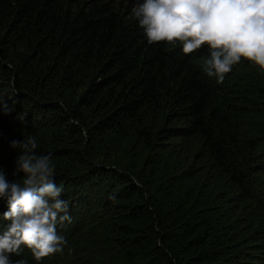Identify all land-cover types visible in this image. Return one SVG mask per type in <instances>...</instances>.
<instances>
[{"label":"trees","instance_id":"1","mask_svg":"<svg viewBox=\"0 0 264 264\" xmlns=\"http://www.w3.org/2000/svg\"><path fill=\"white\" fill-rule=\"evenodd\" d=\"M143 2L0 0V171L34 137L71 217L13 264H264V69L149 44Z\"/></svg>","mask_w":264,"mask_h":264},{"label":"clouds","instance_id":"2","mask_svg":"<svg viewBox=\"0 0 264 264\" xmlns=\"http://www.w3.org/2000/svg\"><path fill=\"white\" fill-rule=\"evenodd\" d=\"M134 15L149 44L179 41L185 55L208 45L204 71L219 82L242 58L264 69V0H144ZM11 147L21 150L16 173L25 176L22 185L9 183L0 171V198L9 208L3 219L10 221L0 233V264H13L10 255H20L22 245L41 261L63 251L65 240L57 225L71 222L68 205L59 199L63 189L55 183L51 155L33 152L36 139L13 140Z\"/></svg>","mask_w":264,"mask_h":264},{"label":"rangeland","instance_id":"3","mask_svg":"<svg viewBox=\"0 0 264 264\" xmlns=\"http://www.w3.org/2000/svg\"><path fill=\"white\" fill-rule=\"evenodd\" d=\"M0 217H1L0 233H2L4 230H6V226L10 223V221L4 220L3 215H0ZM65 223H67V221H65L63 224H58V225H60L59 228L63 227L65 225ZM22 246H24V245H22Z\"/></svg>","mask_w":264,"mask_h":264}]
</instances>
